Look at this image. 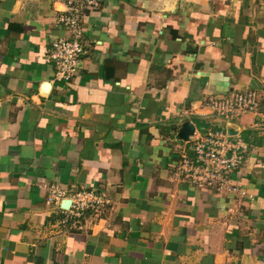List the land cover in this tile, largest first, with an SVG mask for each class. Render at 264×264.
Instances as JSON below:
<instances>
[{
    "label": "crops",
    "instance_id": "1",
    "mask_svg": "<svg viewBox=\"0 0 264 264\" xmlns=\"http://www.w3.org/2000/svg\"><path fill=\"white\" fill-rule=\"evenodd\" d=\"M66 13L0 0V264H264V0H101L69 82L50 57L71 38ZM249 89L255 112L203 106ZM186 122L241 142L232 179L253 200L176 174ZM52 186L66 198L49 202ZM85 190L110 200L104 213L62 224Z\"/></svg>",
    "mask_w": 264,
    "mask_h": 264
},
{
    "label": "built area",
    "instance_id": "2",
    "mask_svg": "<svg viewBox=\"0 0 264 264\" xmlns=\"http://www.w3.org/2000/svg\"><path fill=\"white\" fill-rule=\"evenodd\" d=\"M66 7V15L60 18L71 33L69 39H59L52 43L50 57L56 70L55 78L69 82L78 73L80 63L86 53L83 39V21L98 11L101 0H57ZM258 94L254 90H233L220 97L211 95L203 102L216 115L225 119L255 112L258 108ZM185 146L170 154V163L177 175L189 181L196 188L210 187L232 195L239 201L255 198L244 186L233 182L232 175L244 164L242 145L221 128L207 133L194 132L185 140ZM66 193L58 186H52L49 202L65 199ZM70 206L61 207L64 225L81 228L88 220H96L104 213L110 200L96 191H79L70 197ZM232 210V209H229Z\"/></svg>",
    "mask_w": 264,
    "mask_h": 264
},
{
    "label": "water",
    "instance_id": "3",
    "mask_svg": "<svg viewBox=\"0 0 264 264\" xmlns=\"http://www.w3.org/2000/svg\"><path fill=\"white\" fill-rule=\"evenodd\" d=\"M195 127L191 122H186L183 124L179 131L178 137L180 139L188 140L191 135H193Z\"/></svg>",
    "mask_w": 264,
    "mask_h": 264
}]
</instances>
